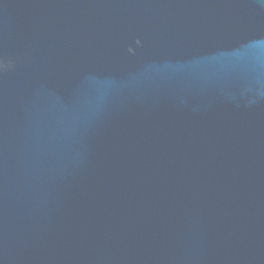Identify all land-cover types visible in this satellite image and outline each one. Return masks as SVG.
Returning a JSON list of instances; mask_svg holds the SVG:
<instances>
[{"label": "water", "instance_id": "1", "mask_svg": "<svg viewBox=\"0 0 264 264\" xmlns=\"http://www.w3.org/2000/svg\"><path fill=\"white\" fill-rule=\"evenodd\" d=\"M0 264H264V0H0Z\"/></svg>", "mask_w": 264, "mask_h": 264}]
</instances>
